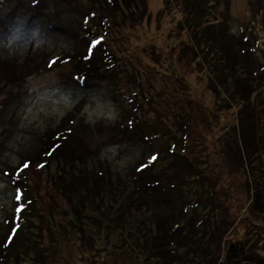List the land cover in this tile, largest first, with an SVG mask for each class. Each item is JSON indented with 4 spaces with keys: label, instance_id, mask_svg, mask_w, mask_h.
<instances>
[{
    "label": "rangeland",
    "instance_id": "rangeland-1",
    "mask_svg": "<svg viewBox=\"0 0 264 264\" xmlns=\"http://www.w3.org/2000/svg\"><path fill=\"white\" fill-rule=\"evenodd\" d=\"M9 1L0 0V72L5 79H15V95L7 99L0 95V107L12 103L8 128L0 131V220L13 208L15 194L19 192L12 179L4 175L7 168L3 162L7 161L13 169L26 157L31 143H37L40 137L63 138L75 149L84 150L83 164L89 168L99 166L100 162L108 165L124 183L132 178L128 175L132 165L134 174L142 175L145 181L163 179V174L154 173L156 162L163 160L166 173L172 178L170 183L183 184L179 188L183 201L173 208L175 214L179 213V231L201 242L191 246L198 255L184 257L180 264L207 263L200 254L203 240H210L212 253L216 254V247L221 258L229 246L237 245L246 252L244 264H264V212L251 208L252 193L247 183L250 169L245 172L233 157V153H238L234 143L235 139L239 143L238 134L242 147L247 145L250 150L249 158L260 171L258 181L264 186L260 156L264 147V0H214L213 19L223 18L230 33L244 37L256 48V58L260 60V65L254 68L256 73L247 78L244 70L238 68L239 98L232 101L234 107L223 104V108L215 104L208 89L203 55L197 52L201 70L190 59L191 52L183 49L191 36L175 1L115 0L116 8H112L118 10L115 23L106 17L99 29L94 28V19L97 21L105 11L95 7L103 0H40V15L38 9H33V0ZM134 6L143 8L144 18L140 21L134 11L133 23L137 25L124 30L125 18ZM51 15L65 29L69 24L67 35L43 26ZM83 33L87 40L79 39ZM88 41H98L94 46L98 45L102 54L110 56L109 68L105 70L110 69V73L101 76L94 70L75 81L69 67L83 55ZM53 56H59L60 60ZM123 114L128 127L139 120L157 126L158 133L143 139L134 133L129 135L131 138L112 139L115 126L126 128ZM173 130L179 136L178 148L184 155L180 151L174 153ZM83 164L85 175L87 168ZM40 165L39 161H32L27 178L29 192L42 208L38 222L51 226L50 232L42 227L41 231H35L34 237L35 243L46 249L43 252L47 254V264H143L136 260L139 257L135 251L119 245L114 235L99 239L108 219L105 213L88 211L93 216L89 218L94 226L93 237L87 238L83 245L77 244L74 230H67L71 222L63 219V215L69 214L70 204L49 186ZM195 175H202L210 185L196 187ZM169 190L178 191L172 185L165 188L170 193ZM142 205L139 212L132 206H123L118 211L117 206L106 204L105 212L114 215L117 211L111 221L117 223L122 229L121 236L126 237L134 234L137 224L142 230L151 227L153 213L146 203ZM150 205L156 206L158 213L163 208V203L156 205L152 201ZM121 211L126 212L127 221L125 217L119 218ZM163 211L166 216L170 210L163 208ZM124 237L119 239L129 242ZM116 241L118 244L112 245ZM195 257L200 258L199 262Z\"/></svg>",
    "mask_w": 264,
    "mask_h": 264
},
{
    "label": "trees",
    "instance_id": "trees-1",
    "mask_svg": "<svg viewBox=\"0 0 264 264\" xmlns=\"http://www.w3.org/2000/svg\"><path fill=\"white\" fill-rule=\"evenodd\" d=\"M173 1L180 6L183 14V22L191 36L189 40L185 41L183 49L191 52L192 56L190 59L194 61L201 70L203 69L201 66L202 62L198 59L197 52L203 55V60L208 70L206 73L207 85L213 95L215 104L220 108H223V104L226 105V107H234L232 101L235 102L236 98H239L240 79L237 70L238 68L244 70L243 74H245L246 78L252 73H256V69L254 68L260 65V60L256 58V48L250 46L249 42H247L244 37L241 38L230 33L223 25V23H225L223 18L213 19L212 6L215 4L214 0ZM33 2V4H35L33 9H38L39 13L41 10L39 5L40 0H33ZM103 2H99L98 6L95 7L96 9H103L105 11L97 21L94 19L93 25L94 28L97 29L102 26V22L106 21V17H109L111 19L110 21L115 23V18L118 15V10L112 9L113 7L116 8L115 0H103ZM102 3L105 5L104 8L101 7ZM76 10H78V6ZM134 11L137 12V17L140 18L139 20H143V8L134 6L132 9L133 14L128 13L125 18L124 30L125 28L132 30L137 25V23H133V19L136 18L134 16ZM78 13L80 14L81 12L78 10ZM52 17V15L48 16V20L43 26L61 31L64 35H67L69 24L67 29H65L56 20L52 19ZM76 17L80 21V18L78 16ZM86 31L89 33V30H85V32ZM103 31L106 32L107 30L103 29ZM83 38L87 40L84 33L79 36V39ZM94 44L95 43L92 41H88V46L83 55L81 56V52L79 54V57H81L77 59L76 62L73 61L71 63L69 74L73 75L75 81L85 78L94 70H97L101 76H107L110 73V69L108 72L105 71L109 68L107 64L109 63L110 56L108 57L102 54L98 49V45L94 46ZM58 57L59 56H53V59L57 60ZM262 58H264V53L262 54ZM2 59L7 60L4 56H2ZM69 59L70 61L72 60L71 57ZM0 80L3 81V84H0L3 90L0 92V95L4 94L5 99L10 95H15V88H13L15 87V79L9 77L5 79L0 72ZM11 105L12 103L9 102L0 107V113L2 114V117L0 114V131L8 128L9 119L12 116V111L10 110ZM183 115L184 114H181L180 116L183 117ZM123 119L124 128L125 126L126 128L120 129L115 126L110 135L112 139H119L122 136L131 138V136H129L131 133L143 139V137L147 135L158 133L157 126H149L146 123L142 124L139 120H134L128 127L126 125L127 118H124V114ZM173 132L175 139L172 148H174V153L176 155V153L180 151L178 148L179 136H176V130H173ZM237 137L239 143H237L236 139L234 143L238 153H233V157L238 159L245 172L246 169H250L247 183L252 193L250 202L251 208L257 212H264V186L262 182L258 181L260 171L257 172L258 169L254 168L253 160L249 158L248 151L250 150L247 145L243 144L242 147L238 134ZM39 139L37 143L35 141L31 143L29 150L26 152V157L20 164L13 167V169H11L7 161L3 162L7 168L4 175L12 179L19 192L15 194L13 208L0 220V264H47V260L45 259L47 256L45 253L46 249L42 247L39 242H37V245L34 237L36 236L35 234H37L35 231H41L42 227H45L50 232L51 226H47L44 222L40 225L38 222V218L42 216V208L38 205V200L35 195L29 192L30 182L27 178V168L21 170L25 162L30 164L32 161H39L40 164L43 165L41 169L46 179H48L49 186L60 192L65 199L68 200L70 211L67 216L63 215V219H67L71 222L67 230H74V234L78 239L77 244L83 245L88 242L86 241L87 238L92 239L93 237L91 233L94 231V226L89 220V218L93 216L88 214V211H91V214L105 213V217L108 218L106 219V223L103 224L104 227L99 232V239L102 236L114 235L118 238L119 245L128 247V250L132 248L135 251L139 257L136 259L139 263L180 264L184 257L198 255L191 246L195 245L196 247L201 242H195V240L189 235L187 236L184 231H179V213L175 214L173 210V208H176L177 203L183 201L179 191V188L182 187L183 184L179 185L178 181L173 184L170 183L172 178L166 173L167 168L166 164L162 163L163 160H158L156 162L157 168L154 173L163 174L165 179L153 181L151 178L149 181H145L142 175L134 174L135 166L132 165L128 171V175L132 176V178L129 182L124 183L121 181V176L115 171L112 172L108 165H104L100 162L98 164L99 166L91 165L92 168H89L88 164H83L82 154L84 150L75 149V147L68 143V140L64 141L63 138L52 140L51 137H40ZM181 152L182 151H180V153ZM180 155H184L183 152ZM226 156L228 158V152H226ZM260 156L263 159L262 168H264V147L261 150ZM77 160H80L81 163ZM84 162L87 163L86 159ZM81 164L87 168L85 175L82 174V169L84 167L81 166ZM150 169H152V167H150ZM1 171H3V169ZM201 176L195 175L197 179L195 185L198 188H206L209 181L205 183L204 178ZM164 183H168V185L165 186ZM170 185L178 191L173 192L169 190L170 193L166 192L165 188L170 187ZM123 186H125L124 190H122ZM19 196H21L20 200H18ZM152 201H154L156 205L163 203V208L170 210L168 215H163L165 214L163 208H161V211L158 213L156 206L150 205ZM198 202H200V200H198ZM144 203H146L148 211L153 213L150 217V221H152L151 227L147 228V230H142L137 224L136 227H134V229L136 228L134 234L126 236L129 238V242H127L126 239L121 241L119 238L124 237L121 236L123 235L122 229L117 226V223L111 221L117 214V211L114 215H111L113 213H106V204L111 207L117 206L116 210L118 208V211L123 206H132L136 210L139 209L138 211L141 212L140 210L141 208L143 209L142 204ZM21 205H23V208L17 213ZM121 217H125V221L128 220L126 212L121 211L119 213V218ZM51 225L53 227L54 224L51 223ZM14 228L16 229L15 233L12 232ZM86 234L88 235L85 236ZM10 236L12 237L11 240H9ZM203 241L204 245L202 244V246L204 249L201 250L200 254L203 255L201 259L207 262L205 264H244L245 261L247 262V258H245L246 252L241 246H229L224 257L221 258L218 256L219 249L216 247L214 249L216 254L212 253L210 240ZM31 242H33V244ZM118 243L116 241V243H112V245H117ZM190 249H192V251H190ZM183 252L184 256L181 257L180 255ZM213 255L214 257H212ZM36 256L37 258L43 257V259L38 261ZM194 260L199 262L200 258L197 259L195 257Z\"/></svg>",
    "mask_w": 264,
    "mask_h": 264
},
{
    "label": "snow or ice",
    "instance_id": "snow-or-ice-1",
    "mask_svg": "<svg viewBox=\"0 0 264 264\" xmlns=\"http://www.w3.org/2000/svg\"><path fill=\"white\" fill-rule=\"evenodd\" d=\"M93 43H98V41H94ZM156 159V157L155 156H153L152 157V160H155ZM29 167V163L28 162H25L23 165H22V169L21 170H23V169H26V168H28ZM40 167H43V165H40ZM21 199V196H19L18 197V200H20ZM22 208H23V205H21L19 208H18V210H17V213H19L21 210H22ZM15 231H16V229L14 228L13 230H12V232L13 233H15ZM11 236L9 237V240H11Z\"/></svg>",
    "mask_w": 264,
    "mask_h": 264
}]
</instances>
